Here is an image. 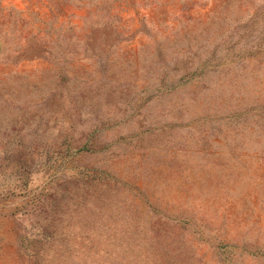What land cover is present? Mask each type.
I'll return each mask as SVG.
<instances>
[{
  "label": "rangeland",
  "instance_id": "374dc122",
  "mask_svg": "<svg viewBox=\"0 0 264 264\" xmlns=\"http://www.w3.org/2000/svg\"><path fill=\"white\" fill-rule=\"evenodd\" d=\"M0 264H264V0H0Z\"/></svg>",
  "mask_w": 264,
  "mask_h": 264
}]
</instances>
